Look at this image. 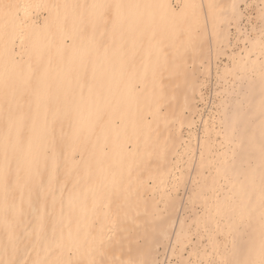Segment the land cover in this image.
I'll return each instance as SVG.
<instances>
[{"label": "bare ground", "instance_id": "1", "mask_svg": "<svg viewBox=\"0 0 264 264\" xmlns=\"http://www.w3.org/2000/svg\"><path fill=\"white\" fill-rule=\"evenodd\" d=\"M175 1L0 0V264H264V65L185 137L244 0Z\"/></svg>", "mask_w": 264, "mask_h": 264}, {"label": "rangeland", "instance_id": "2", "mask_svg": "<svg viewBox=\"0 0 264 264\" xmlns=\"http://www.w3.org/2000/svg\"><path fill=\"white\" fill-rule=\"evenodd\" d=\"M172 7L180 9L179 3L175 0H172ZM239 13L241 18L238 17V13L228 16L229 35L224 42L218 44L216 50L210 46L208 73L203 77L204 84L201 86L203 96H197L195 101L198 110L194 116L196 126L189 130V133H185L187 139L191 137L192 131L196 137L202 135L206 122L209 124L216 122L215 119L220 117L221 103L228 98V92L237 91L240 84L235 77L247 75L252 60L264 65V0L242 1L239 4ZM37 16V23L42 22V15ZM180 195L183 196V193ZM160 251L162 252L163 248ZM163 256L164 264H178L175 258L168 256V251ZM22 258L23 256H20V259Z\"/></svg>", "mask_w": 264, "mask_h": 264}]
</instances>
